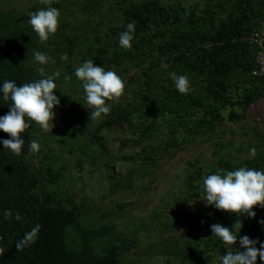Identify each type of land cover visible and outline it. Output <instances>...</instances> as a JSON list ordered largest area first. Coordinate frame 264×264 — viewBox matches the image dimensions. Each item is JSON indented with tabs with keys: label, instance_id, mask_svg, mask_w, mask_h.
<instances>
[{
	"label": "trees",
	"instance_id": "1",
	"mask_svg": "<svg viewBox=\"0 0 264 264\" xmlns=\"http://www.w3.org/2000/svg\"><path fill=\"white\" fill-rule=\"evenodd\" d=\"M104 2L51 0L50 6L60 15L56 32L45 42L18 8H0V84L14 80L21 85L39 79L37 68L41 65L34 53L52 57L55 63L44 67L48 75L60 73L54 78L60 106L54 110L63 118L64 132L70 137L65 143L67 137L62 132L52 141L54 128L44 131L28 120L30 127L22 133L25 143L20 155L0 145V264H124L122 254L135 244L134 238L116 233L112 224L90 226L83 222L75 194L59 190L63 174L51 161L55 145L76 152L78 168L84 169L86 164L90 171L103 169L113 187L125 169L157 161L176 144L178 133L192 137L222 134L225 122L238 120L242 110L264 94V76L250 73L255 65L254 49L245 39L264 13L260 0H203L202 6H187L183 0H117L108 24L100 11ZM74 3L79 16L66 18L68 5ZM47 6L45 0H38L31 12ZM128 23L135 24L131 49L119 45V34ZM79 56L116 72L124 81L125 95L106 101L111 106L106 116L93 119L89 115L92 109L86 103L82 82L69 64ZM171 72L189 78L187 94L175 88ZM65 84H71L73 98L59 94ZM10 103L0 94V115L8 112ZM106 127L118 130L110 141L100 133ZM77 133L87 136L94 149L86 143L75 146ZM0 138H8V134L0 131ZM33 140L40 144L36 152L29 148ZM262 142L259 138L238 145L237 152L244 148L254 152L239 162L223 154L209 168L193 169L187 184L197 187L196 181L202 178L203 185L204 177L221 169L264 171ZM215 144L217 151L228 147ZM192 192L199 196L196 190ZM260 209L255 218L242 221L239 229L240 217L210 207L200 218L209 236L189 238L179 250L165 254L173 256L165 263L219 260L228 248L234 249L210 237L209 225L213 223L264 241V224L258 223L264 220V208ZM256 264H262L259 256Z\"/></svg>",
	"mask_w": 264,
	"mask_h": 264
},
{
	"label": "rangeland",
	"instance_id": "2",
	"mask_svg": "<svg viewBox=\"0 0 264 264\" xmlns=\"http://www.w3.org/2000/svg\"><path fill=\"white\" fill-rule=\"evenodd\" d=\"M36 1L38 0H0V8L16 7L24 17H28ZM116 1L105 0L100 10L107 24L113 19ZM183 3L187 6L189 3L202 6L203 0H183ZM67 9L66 18L79 16L76 3L68 5ZM83 62L79 56L72 64L69 62L70 68L75 72ZM71 88V84L61 85L59 94L65 98H73ZM125 93L124 91L117 99L122 98ZM235 109L241 111L238 106ZM62 122L63 118L61 120V117L56 115L52 141L64 132ZM80 128L83 129L81 126ZM223 129L222 134L203 133L193 137L185 136L184 132L178 133L176 144L157 161L135 165L133 170L125 169L124 175L113 187L105 179L103 169L90 171L86 164L84 169H80L75 165L76 152L71 153L66 147L55 145L51 161L64 174L58 183L59 190L64 194L75 192V199L84 213L83 222L110 223L123 236L137 237L136 245L124 254L125 264H166V258L173 256L165 254L179 250L189 238L209 236L200 219L210 208L205 207L201 200L202 178L196 181L198 186L192 188L186 182L187 175L199 167L209 168L223 154L237 162L252 156L254 152L248 148L237 152L236 147L241 143H255L260 138L264 146V125L254 121L247 107L242 110L238 120L225 122ZM100 133L105 140L110 141L118 130L106 127L101 128ZM261 135L263 137H260ZM66 137L65 143H68L70 137L67 134ZM215 141L226 143L228 147L217 151ZM83 143H86V147L94 149L93 144L87 142V136L77 133L74 145ZM77 175L81 176L79 182H76ZM192 189L196 190L199 196H194ZM255 211L258 215L261 209L257 208ZM251 219L253 218L240 217L241 221ZM198 264H220V260L214 257L212 261H200Z\"/></svg>",
	"mask_w": 264,
	"mask_h": 264
},
{
	"label": "clouds",
	"instance_id": "3",
	"mask_svg": "<svg viewBox=\"0 0 264 264\" xmlns=\"http://www.w3.org/2000/svg\"><path fill=\"white\" fill-rule=\"evenodd\" d=\"M45 2L49 6L28 13L29 19L27 20L41 42L47 41L56 32L60 15L57 8L50 6L51 0H45ZM134 34L135 24L128 23L126 30L119 34V45L125 49H131ZM63 58L66 59V56ZM34 59L41 65L37 68L39 79L21 85H17L14 80H5L0 84V94L3 100L11 101L8 112L0 115V131L8 134V138H0V145L10 149L16 155H20L25 143L22 133L30 127L28 120L36 122L42 130L48 131L54 126L53 121L57 115L54 109L60 106V97L55 94L56 84L54 82V78L59 77L60 73L57 71L48 75L44 67L49 63L54 64L55 60L39 51L34 53ZM75 76L82 82L86 103L92 109L89 115L93 119L101 117L102 114L106 116L111 110V106L106 101L119 98L124 91L125 85L121 77L112 70H105L95 65L93 60H85L77 67ZM169 77L174 81L178 92L187 94L191 90L189 78L186 75L171 72ZM29 148L36 152L40 149V144L35 140L30 141ZM80 179L81 176L78 179L76 177V182ZM69 193L75 194L74 191ZM201 200L205 207L234 213L238 218H254L256 216L254 206L264 208V171L239 167L236 170L221 169L209 174L203 178V199ZM237 221H239L240 229L242 221L240 219ZM101 223L105 222L89 225L98 226ZM258 223L264 224V220H259ZM112 226L115 230L114 225ZM38 227L33 229V232L37 231ZM209 227L210 237L217 238L235 249L220 256V264H256L258 256L264 264V241L259 238H250L246 234L241 235L220 223H213ZM115 232L120 234L116 230ZM123 238L126 237L123 236ZM128 238H134L135 244L122 254L124 264V254L137 243L136 236Z\"/></svg>",
	"mask_w": 264,
	"mask_h": 264
},
{
	"label": "built area",
	"instance_id": "4",
	"mask_svg": "<svg viewBox=\"0 0 264 264\" xmlns=\"http://www.w3.org/2000/svg\"><path fill=\"white\" fill-rule=\"evenodd\" d=\"M264 5V0H260ZM254 49L255 65L250 70L252 75L264 76V13L256 27L252 28L245 37ZM257 124L264 125V94L252 100L247 105Z\"/></svg>",
	"mask_w": 264,
	"mask_h": 264
}]
</instances>
